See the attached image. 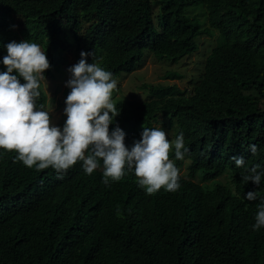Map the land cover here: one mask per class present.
I'll return each instance as SVG.
<instances>
[{
    "label": "trees",
    "instance_id": "1",
    "mask_svg": "<svg viewBox=\"0 0 264 264\" xmlns=\"http://www.w3.org/2000/svg\"><path fill=\"white\" fill-rule=\"evenodd\" d=\"M196 4L205 6L209 27L187 15ZM212 28L223 41L191 92L174 82L145 83V99L116 101L120 115L110 125L125 132L128 147L158 116L175 136L183 132L190 170L180 188L119 207L113 188L91 178L80 204L60 182L39 185L27 175L24 223L5 228L0 215V264H264V227L252 228L264 176L259 186L241 177L256 166L264 172V0H0V72L8 43L32 41L50 62L44 75L65 63L68 50L76 64L82 51H95L118 79L147 56L177 62ZM163 78L182 75L169 70ZM40 91L37 103L45 106ZM234 156L244 157L243 167ZM224 167L228 175L216 180ZM198 168L209 187L190 178ZM249 191L256 201L246 200Z\"/></svg>",
    "mask_w": 264,
    "mask_h": 264
},
{
    "label": "clouds",
    "instance_id": "2",
    "mask_svg": "<svg viewBox=\"0 0 264 264\" xmlns=\"http://www.w3.org/2000/svg\"><path fill=\"white\" fill-rule=\"evenodd\" d=\"M6 48L3 64L7 70L0 72V215L7 219L5 228L24 223L27 175L35 177L39 185L60 182L73 203L80 199V204L85 202L91 178L113 188L119 207L128 202L136 205L139 196L151 197L161 188L169 192L180 188V178H186L190 170L187 155L184 157L183 132L169 140L163 129L156 128V122L155 128L143 127L141 137L128 147L126 134L118 125L110 131L114 118L120 115L113 101L118 81L101 67L95 51H82L79 62L68 69L67 120L58 127L53 125L46 104L37 103L44 73L51 67L46 52L32 41H12ZM249 147L255 154L257 146ZM217 154L211 166L218 164ZM232 159L237 167L245 164L243 156ZM258 167L245 169L242 180L259 186L264 172H258ZM221 172L216 180L228 175L225 167ZM204 173L198 168L190 178L209 187L206 182L212 180L205 179ZM245 198L256 201L258 193L249 191ZM257 207L254 230L264 227V201Z\"/></svg>",
    "mask_w": 264,
    "mask_h": 264
},
{
    "label": "rangeland",
    "instance_id": "3",
    "mask_svg": "<svg viewBox=\"0 0 264 264\" xmlns=\"http://www.w3.org/2000/svg\"><path fill=\"white\" fill-rule=\"evenodd\" d=\"M186 13L189 16H197L202 27H209L207 10L204 5L196 4L188 7L186 8ZM210 32V35L203 34L198 36L196 40L198 45L197 50L184 56L177 62L147 56L142 66L130 74L123 75L117 79V90L113 93L114 103L117 100L145 99L147 97V90L141 87L145 83L174 82L181 88H187L191 92L202 73L206 56L213 47L223 41L222 36L216 29L212 28ZM75 64L72 52L68 50L65 54V63L58 70H54L51 75H45V80L41 81L47 101L45 109L50 112L54 126L59 127L60 123L67 120L64 111L66 108L65 101L71 89L66 87V82L71 78V73L68 69ZM169 70L177 71L182 75V78L173 80L163 78L164 73ZM262 105L264 107V101ZM161 120L162 117L158 116L156 128L163 129L168 134L169 140L174 139L176 137V129L172 130L170 127H167V124H162ZM225 177L226 175H223L218 180H222ZM196 180L199 181V178ZM206 183L211 184V181H207Z\"/></svg>",
    "mask_w": 264,
    "mask_h": 264
}]
</instances>
